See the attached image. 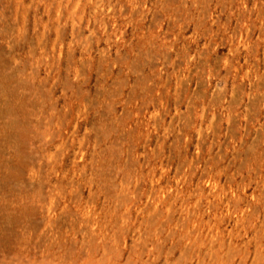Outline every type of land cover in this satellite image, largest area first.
Wrapping results in <instances>:
<instances>
[{
  "label": "rangeland",
  "instance_id": "1",
  "mask_svg": "<svg viewBox=\"0 0 264 264\" xmlns=\"http://www.w3.org/2000/svg\"><path fill=\"white\" fill-rule=\"evenodd\" d=\"M0 264H264V0H0Z\"/></svg>",
  "mask_w": 264,
  "mask_h": 264
}]
</instances>
